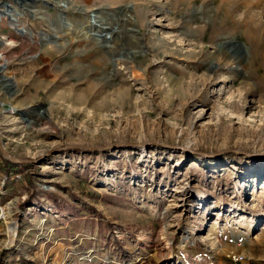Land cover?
<instances>
[{"label": "rangeland", "instance_id": "374dc122", "mask_svg": "<svg viewBox=\"0 0 264 264\" xmlns=\"http://www.w3.org/2000/svg\"><path fill=\"white\" fill-rule=\"evenodd\" d=\"M0 14V264L264 262V0Z\"/></svg>", "mask_w": 264, "mask_h": 264}, {"label": "bare ground", "instance_id": "6f19581e", "mask_svg": "<svg viewBox=\"0 0 264 264\" xmlns=\"http://www.w3.org/2000/svg\"><path fill=\"white\" fill-rule=\"evenodd\" d=\"M7 13H9V15L11 16V19L13 21H16V18L14 17L15 14H14V12H12V9H8L7 8ZM1 16H2V14H0V17ZM93 17H94L93 21L92 20H91V22L87 21V24L85 25L86 28H89V30H93L96 34H100V36H101V34L104 33L103 35L105 36V38H107V36H111V34L113 32L112 31V27L110 25H108V24L107 25H102V23L96 25V23H95L96 16L94 15ZM16 30L20 31V32H24L23 29L20 28V27H17ZM89 30H85L84 36L85 37H89V36H94L95 37L96 34L94 35V34H92V32L89 33ZM7 236H8V242H10L13 239V232H12V228H11V223L7 226Z\"/></svg>", "mask_w": 264, "mask_h": 264}, {"label": "trees", "instance_id": "16d2710c", "mask_svg": "<svg viewBox=\"0 0 264 264\" xmlns=\"http://www.w3.org/2000/svg\"><path fill=\"white\" fill-rule=\"evenodd\" d=\"M24 164H26V163H15V162L10 161V160L5 159V158L2 159V165H3V168H4L3 170L6 172V174H9V175H11V174H13L15 172H20L21 171V166L24 165ZM33 169H35V168H33ZM27 173L30 174V175L34 174L33 172H29V171H27ZM126 257H129V256L126 255ZM124 261L128 262L129 260H128V258H125ZM260 264H264V262H262Z\"/></svg>", "mask_w": 264, "mask_h": 264}, {"label": "water", "instance_id": "95a60500", "mask_svg": "<svg viewBox=\"0 0 264 264\" xmlns=\"http://www.w3.org/2000/svg\"><path fill=\"white\" fill-rule=\"evenodd\" d=\"M128 144V143H127ZM130 144H139V143H130ZM162 145H165V146H173V145H170V144H164V143H160ZM87 148H91V149H98V148H102V147H87ZM179 148H182V147H179ZM0 152L3 154L4 158L10 160V161H13L15 163H25V162H30L32 161L31 159H26V158H19V157H16V156H13L11 155L4 147L3 143H2V140L0 138Z\"/></svg>", "mask_w": 264, "mask_h": 264}]
</instances>
